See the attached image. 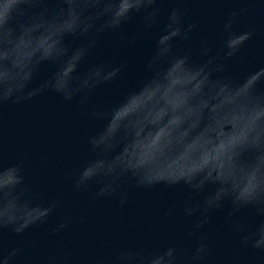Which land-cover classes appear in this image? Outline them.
<instances>
[{"label": "clouds", "instance_id": "clouds-1", "mask_svg": "<svg viewBox=\"0 0 264 264\" xmlns=\"http://www.w3.org/2000/svg\"><path fill=\"white\" fill-rule=\"evenodd\" d=\"M158 3L0 0V108L21 104L45 90L66 101L79 96L81 114L95 121L96 127L87 137L88 155L75 176L76 190L99 184L94 199L118 197L123 206L128 200L123 186L129 182L146 190L158 184L184 185L188 192L181 211L203 217L190 235L208 222L210 212L228 203V218L245 208L261 217L242 239L264 251V71L234 75L226 72L224 63L236 56L252 37L251 31H233L230 19L223 26V48L210 55L207 41H201L203 58L195 59L191 48L174 46L175 38H190L194 25L183 28V12L173 8L138 87L108 105L93 100L97 88L118 79L126 67L105 60L89 63L81 71L97 51L100 37L120 32L133 15L141 13L143 27L151 29L158 23L159 8L154 7ZM135 40V34L127 37L129 44ZM45 64L52 71L38 86L30 87ZM37 195L25 183L22 162L0 163V236L7 229L19 235L44 222L53 205L34 202ZM17 251L14 248L7 255L0 251V264H11ZM204 252L200 243L193 261L201 260ZM115 264H177L176 250L169 247L151 256L121 250Z\"/></svg>", "mask_w": 264, "mask_h": 264}, {"label": "water", "instance_id": "water-1", "mask_svg": "<svg viewBox=\"0 0 264 264\" xmlns=\"http://www.w3.org/2000/svg\"><path fill=\"white\" fill-rule=\"evenodd\" d=\"M154 7L159 8L156 25L145 29L143 14L133 15L120 32L103 34L97 51L81 66L83 71L89 63L105 60L126 65L118 79L97 88L95 103L111 104L138 87L146 76L145 63L154 51L155 40L173 8L183 12V28L194 25L187 41L174 39L176 49L191 48L193 58L202 59L199 45L207 41L209 54L215 55L223 48V26L231 19L233 31H251L253 35L236 56L224 61L226 72L264 71V0H159ZM234 11L238 15L232 17ZM131 34L136 36L133 44L127 41ZM51 71L52 66L42 65L30 87L38 86ZM78 99L66 101L45 90L21 104L0 108V163L22 162L25 183L38 194L34 202L53 205L44 222L19 235L7 229L0 236L4 255L18 249L11 264H115L121 250L151 256L169 247L176 250L177 264H264V251L242 239L261 220L250 209L228 218L231 205L225 203L210 212L208 222L190 235L203 217L181 211L188 192L184 185L158 184L146 190L131 187L129 182L123 186L128 193L123 206L118 197L94 199L99 184L76 190L75 176L88 155L87 137L96 127L95 121L81 114ZM200 243L205 245L203 258L193 261Z\"/></svg>", "mask_w": 264, "mask_h": 264}]
</instances>
